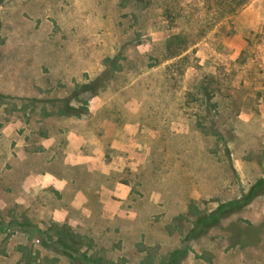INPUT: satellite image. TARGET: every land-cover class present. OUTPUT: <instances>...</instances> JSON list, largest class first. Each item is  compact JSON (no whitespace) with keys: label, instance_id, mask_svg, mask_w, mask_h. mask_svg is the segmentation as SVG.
<instances>
[{"label":"rangeland","instance_id":"1","mask_svg":"<svg viewBox=\"0 0 264 264\" xmlns=\"http://www.w3.org/2000/svg\"><path fill=\"white\" fill-rule=\"evenodd\" d=\"M205 4L214 0H0L1 157L5 148L17 157L38 128L68 124L45 101L87 109L74 116L86 120L92 96L81 88L100 78L107 109L136 99L152 129L132 175L139 193L155 196L138 203V227L95 217L73 230L13 204L6 195L22 193L24 166L0 160V264H264V195L197 227L264 178V0L170 59L169 38L200 35Z\"/></svg>","mask_w":264,"mask_h":264},{"label":"crops","instance_id":"2","mask_svg":"<svg viewBox=\"0 0 264 264\" xmlns=\"http://www.w3.org/2000/svg\"><path fill=\"white\" fill-rule=\"evenodd\" d=\"M109 102L94 96L86 120L71 116L68 124L52 131L38 128L34 141L24 137L17 157L6 154V148L0 154L3 167L12 165L13 171L14 162L24 166L19 176L22 193L6 195L23 213L33 218L49 213L73 230L86 228L95 217L109 225L139 226L138 203L148 198L154 204L155 196L139 193L141 179L132 173L148 159L150 149L145 152L140 144L150 140L152 129L141 122L136 99L129 100L124 111L107 109ZM13 132L8 125L4 137L10 139ZM33 154L41 161H34Z\"/></svg>","mask_w":264,"mask_h":264},{"label":"trees","instance_id":"3","mask_svg":"<svg viewBox=\"0 0 264 264\" xmlns=\"http://www.w3.org/2000/svg\"><path fill=\"white\" fill-rule=\"evenodd\" d=\"M138 4H143L145 0H133ZM251 0H214V4H205V6L199 11L204 13V16L201 17V19L197 20L196 25H198L200 30V35L196 39L190 40V35L186 33H180L177 35H173L169 40L167 41V48L170 52V59L175 58L182 53L186 52L190 45L196 43L197 40L203 38L207 32L211 31L216 25H218L222 20H224L227 17L233 16L238 14L240 11H242L245 6L250 2ZM168 17L170 18L171 23H174V17L171 16V13L167 11ZM170 14V15H169ZM104 75V74H103ZM99 80L98 78L95 81H92L88 85L82 86V91H90L91 96H97L98 95V86H99ZM77 93L74 95V98L77 99ZM0 98H3L0 96ZM68 100L71 101V98ZM33 102H36L34 100ZM44 103V102H43ZM45 103H51L56 108L54 112L46 113L47 115L51 114H58V115H66V116H78L80 114H83L84 112H88L87 109L85 111H81L82 109L73 107L69 104V102H66V104H59L56 105V101H45ZM63 103V102H61ZM264 195V178L260 179L258 182H256L249 192L244 195L243 197L230 201L229 203H226L224 205H221V207L214 213L202 217L197 222V227H209L210 225L217 224L222 217H225L227 215L237 213L245 209L255 198L258 196ZM0 223V229L1 227ZM62 242V239L60 241Z\"/></svg>","mask_w":264,"mask_h":264}]
</instances>
